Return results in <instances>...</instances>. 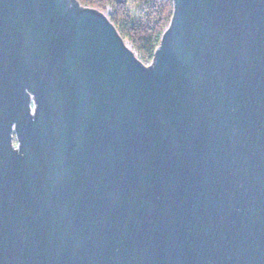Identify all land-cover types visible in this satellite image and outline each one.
Here are the masks:
<instances>
[{
  "label": "water",
  "instance_id": "water-1",
  "mask_svg": "<svg viewBox=\"0 0 264 264\" xmlns=\"http://www.w3.org/2000/svg\"><path fill=\"white\" fill-rule=\"evenodd\" d=\"M0 264H264V0H0Z\"/></svg>",
  "mask_w": 264,
  "mask_h": 264
},
{
  "label": "trees",
  "instance_id": "trees-1",
  "mask_svg": "<svg viewBox=\"0 0 264 264\" xmlns=\"http://www.w3.org/2000/svg\"><path fill=\"white\" fill-rule=\"evenodd\" d=\"M78 1L81 5L89 8L104 9L106 6H111L115 15L111 17V22L122 38L133 45L135 51L145 62L153 60L155 51L173 14V0H137L138 19H131L125 15L124 9L121 14L119 8L121 2L116 0Z\"/></svg>",
  "mask_w": 264,
  "mask_h": 264
},
{
  "label": "rangeland",
  "instance_id": "rangeland-1",
  "mask_svg": "<svg viewBox=\"0 0 264 264\" xmlns=\"http://www.w3.org/2000/svg\"><path fill=\"white\" fill-rule=\"evenodd\" d=\"M116 1L121 2L119 4V8H120L121 14H122V11L124 9L125 10V15L129 16L131 19H138V17H139V6L137 4V0H116ZM93 9L102 12L110 21H111V17L115 16L111 6H106L104 9H97V8H93ZM125 15H123V16H125ZM124 41H125V44L127 45V47L133 52L135 57L144 66H149L151 64L152 60L149 61V62L143 61V59H141L140 55H138V53L133 48V45L127 40H124ZM14 144L15 145L17 144L16 140H14Z\"/></svg>",
  "mask_w": 264,
  "mask_h": 264
}]
</instances>
